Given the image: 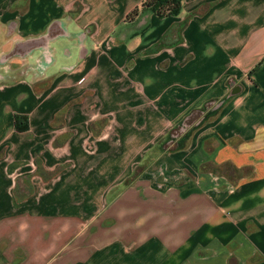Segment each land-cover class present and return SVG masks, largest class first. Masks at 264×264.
Instances as JSON below:
<instances>
[{"label":"crops","instance_id":"crops-1","mask_svg":"<svg viewBox=\"0 0 264 264\" xmlns=\"http://www.w3.org/2000/svg\"><path fill=\"white\" fill-rule=\"evenodd\" d=\"M105 1L0 0V264H264V0H183L179 15L127 20L145 1L134 0L122 15L139 27L129 48H107ZM119 60L145 90L132 103L154 113L137 112L127 135L155 116L166 121L151 136L195 121L174 153V186L134 182L103 211L101 178L71 190L68 170L46 171L71 158L84 167L105 116L86 91Z\"/></svg>","mask_w":264,"mask_h":264},{"label":"rangeland","instance_id":"rangeland-1","mask_svg":"<svg viewBox=\"0 0 264 264\" xmlns=\"http://www.w3.org/2000/svg\"><path fill=\"white\" fill-rule=\"evenodd\" d=\"M133 2L134 0L105 1L107 4H113L107 8L108 14H112L110 36H113V39L108 41L107 48L112 46L111 43L113 46L116 45L117 40L118 47H121L122 44L125 47H132L131 40L126 41L125 36L137 32L139 27L125 23L122 15L133 5ZM83 15L85 19H90L92 17L91 9L85 10ZM97 16L103 18L102 15ZM100 20L102 21V19ZM96 24L102 26L99 21H96ZM149 25H151L150 22ZM161 25V19L152 22L151 34L153 36L157 35L156 32ZM66 40L65 38L59 39L57 47L62 50L68 47ZM138 40L134 44L138 43ZM102 60V65L106 66V59ZM116 66V69L113 67L107 68V73L103 74L99 80L97 79L96 87L93 86L92 91H86V102L93 98L95 100V97L96 100L98 97L102 99L101 104L98 106L100 109L97 104L93 108H95V111L105 114V116L102 117L101 121V134L86 136L85 152L83 156L80 155L79 157V160L83 164L85 163L84 167H77L75 161L71 158L70 166L57 167L53 169V172L46 171V175L52 173L53 178H55L60 176L63 171L68 170L70 177L68 185L71 190H76L75 188L78 186L76 181H79L77 178L79 176L82 179L85 178V182L93 181L94 178H101L99 181L103 183L98 188L101 193L97 195L101 196L98 197V203H100V208L103 211L109 207L111 192L120 193L126 189V186L133 185L134 182L135 187L140 185L142 181H149L151 185L153 184L161 189L174 186V178L181 173V169L176 167L179 162L175 160L174 153L181 144V139L183 141L184 137L189 136L188 131L191 123L195 121L187 119L181 122L168 135L151 136L160 131L166 121L161 115L160 117L155 116L148 122L147 126L144 122L146 128L144 135H127L132 129V123L140 128L139 119L136 116L137 112L141 113L142 111L144 113L143 109H146L144 116H154V113L149 112L143 105L136 106V103H132V99H136L138 95H140L139 97L144 96L145 90H143V87L141 88L140 84L133 86V83H129L131 71L127 69L123 60L117 61ZM155 92L156 90H152V93ZM86 117L84 116V118ZM214 177L217 179L216 173H214ZM113 180L116 182L111 183L110 181ZM69 222L71 223V221Z\"/></svg>","mask_w":264,"mask_h":264},{"label":"trees","instance_id":"trees-1","mask_svg":"<svg viewBox=\"0 0 264 264\" xmlns=\"http://www.w3.org/2000/svg\"><path fill=\"white\" fill-rule=\"evenodd\" d=\"M183 8V0H145L141 5L135 7L127 15V20H134L144 9H151L160 18L170 15H179ZM15 128L19 132L29 129V117L24 114H16Z\"/></svg>","mask_w":264,"mask_h":264}]
</instances>
